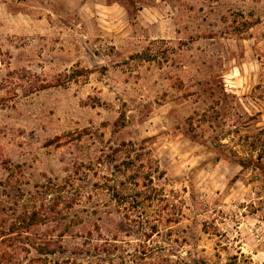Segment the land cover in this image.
<instances>
[{
	"label": "rangeland",
	"instance_id": "374dc122",
	"mask_svg": "<svg viewBox=\"0 0 264 264\" xmlns=\"http://www.w3.org/2000/svg\"><path fill=\"white\" fill-rule=\"evenodd\" d=\"M263 128L264 0H0V264H264Z\"/></svg>",
	"mask_w": 264,
	"mask_h": 264
},
{
	"label": "trees",
	"instance_id": "16d2710c",
	"mask_svg": "<svg viewBox=\"0 0 264 264\" xmlns=\"http://www.w3.org/2000/svg\"><path fill=\"white\" fill-rule=\"evenodd\" d=\"M223 95L224 97H227L228 95L226 93H224L223 91ZM218 114H220L219 111H215L213 109V111H206L202 114V116H195L194 117H190V126L193 127L197 125L198 128L202 129V130H205L207 124H210L212 122V120L218 116ZM196 115V114H195ZM244 120L246 119L247 121L249 120H253L252 117H249L248 115L245 114V116H241V120ZM244 120L245 122L243 124H248V122ZM205 124V125H204ZM249 125H241L240 128H245V127H248ZM195 130V129H193ZM222 131V130H221ZM241 132V129H237V131L235 133H240ZM205 134V133H204ZM261 137L260 138H257L256 141L250 143V146L249 149L250 151H252L253 153H257V157H256V160H257V163L258 164H263L264 165V128L261 129ZM217 146L219 147H223V148H228L227 145L225 144H222V143H219ZM230 153L235 157L237 158V160L235 161L236 163H239L240 165L244 166L247 165L248 163H250V161H248L247 159H243V158H240L235 152H233L232 150L230 151Z\"/></svg>",
	"mask_w": 264,
	"mask_h": 264
}]
</instances>
